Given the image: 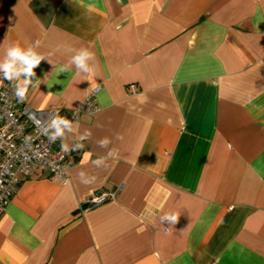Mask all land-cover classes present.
I'll use <instances>...</instances> for the list:
<instances>
[{"label":"crops","instance_id":"obj_1","mask_svg":"<svg viewBox=\"0 0 264 264\" xmlns=\"http://www.w3.org/2000/svg\"><path fill=\"white\" fill-rule=\"evenodd\" d=\"M37 41L27 104L98 110L0 210V264H264V0H0V59Z\"/></svg>","mask_w":264,"mask_h":264},{"label":"built area","instance_id":"obj_2","mask_svg":"<svg viewBox=\"0 0 264 264\" xmlns=\"http://www.w3.org/2000/svg\"><path fill=\"white\" fill-rule=\"evenodd\" d=\"M16 83L17 80L10 82L0 75V210L14 195L20 181L37 173L47 172L62 182L68 180L64 150L57 139H50L54 132L49 131V125L57 117L72 123L98 110L93 93L66 116H60L54 109L36 110L25 100L17 99ZM116 193L117 189L99 190L87 199L85 206L91 208L113 200Z\"/></svg>","mask_w":264,"mask_h":264},{"label":"clouds","instance_id":"obj_3","mask_svg":"<svg viewBox=\"0 0 264 264\" xmlns=\"http://www.w3.org/2000/svg\"><path fill=\"white\" fill-rule=\"evenodd\" d=\"M39 46V41L33 46L22 47L18 42L13 43L8 46L5 50V55L0 59V75L3 79L8 81H13L14 79L19 81V78L23 75L24 79L21 82L15 84V95L17 99L21 102L24 101L29 90V85L32 84V78L35 77L36 73L34 69L40 64L41 60H44V56L36 51ZM76 54L71 57L68 64H74L77 69L76 75H79L80 71L88 73L91 75L94 73V65L90 66L88 64L89 60L94 61V53L88 51L87 49H79L75 51ZM67 66L60 69L61 72L68 71ZM39 80H37V85ZM51 128L55 129L54 133L50 137L51 140L63 137L65 135V129L72 131L71 122L64 117H57L52 121ZM90 133L81 136L80 139H85ZM109 143L107 138L99 141L101 146H106ZM77 148H82V144H77ZM62 148L67 149V145L62 144ZM94 163L99 166L102 163V158L97 159ZM83 176V173H81ZM94 180H83L85 184L92 183ZM178 214L175 212L165 213L160 217L161 222L167 221L170 225H175L178 222Z\"/></svg>","mask_w":264,"mask_h":264}]
</instances>
